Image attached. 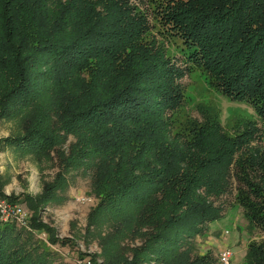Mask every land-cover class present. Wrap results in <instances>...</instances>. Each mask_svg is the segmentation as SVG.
<instances>
[{"label":"trees","instance_id":"trees-1","mask_svg":"<svg viewBox=\"0 0 264 264\" xmlns=\"http://www.w3.org/2000/svg\"><path fill=\"white\" fill-rule=\"evenodd\" d=\"M148 5L164 24L158 34L188 54L185 68L146 39L156 23L131 0H0V119L43 96L25 134L7 141L49 151L74 139L101 207L127 211L104 241V264H218L182 239L220 219L229 194L248 233H260L242 264H264V0ZM195 62L258 118L229 129L200 103L178 119L187 105L180 80ZM30 225L0 216V264H53L57 253L40 233L52 246L71 242L36 217Z\"/></svg>","mask_w":264,"mask_h":264},{"label":"rangeland","instance_id":"rangeland-1","mask_svg":"<svg viewBox=\"0 0 264 264\" xmlns=\"http://www.w3.org/2000/svg\"><path fill=\"white\" fill-rule=\"evenodd\" d=\"M131 1L140 9L148 8L150 22L156 23L145 36L146 39L165 44L172 61L185 68L184 62L191 61L188 54L186 56L185 51L172 39H168V43L165 36L158 34V29L164 28V24L153 16L149 0ZM213 80L215 79L199 63L189 65L180 80L187 105L177 111L178 119L192 112L200 103L216 108L221 122L229 129L238 123L243 126L250 119L258 118V112L251 103L222 94L214 86ZM32 98L19 100L12 114L0 119V192L7 196L1 199L8 202L15 200L23 205L27 216L22 227L31 228L30 222L36 217L51 227L57 237L70 239L69 245L52 246L46 233L39 234L57 253L53 264H88L90 255L97 256L98 262L104 264V241L123 226L127 211L120 205L101 207L100 198L92 192L91 167L87 166L86 161L78 163L73 155V138L70 137L68 142L49 151L39 149L33 143L16 144L7 141L9 137L25 134L27 119L33 118V111L37 108L35 105L43 100L41 94ZM195 113L197 111L192 112ZM260 141L261 139H257L255 143ZM229 195L220 219L206 225L201 234L184 236L182 241L189 242L194 250L197 248L202 253L212 251L218 264L221 249L230 248L233 251L230 264H242L246 245L250 239H258L260 233L254 232V236L248 233L242 210L234 204L232 194ZM31 197L37 201L34 207L30 201L27 202ZM124 242L125 245L133 243L129 240ZM81 255H86L85 259Z\"/></svg>","mask_w":264,"mask_h":264},{"label":"built area","instance_id":"built-area-1","mask_svg":"<svg viewBox=\"0 0 264 264\" xmlns=\"http://www.w3.org/2000/svg\"><path fill=\"white\" fill-rule=\"evenodd\" d=\"M0 216L2 220H15L20 225L25 224L26 211L20 203H12L0 198ZM233 251L230 248L223 249L219 254L220 264H230Z\"/></svg>","mask_w":264,"mask_h":264},{"label":"crops","instance_id":"crops-1","mask_svg":"<svg viewBox=\"0 0 264 264\" xmlns=\"http://www.w3.org/2000/svg\"><path fill=\"white\" fill-rule=\"evenodd\" d=\"M223 249H225V248H223ZM223 249H221V251H222Z\"/></svg>","mask_w":264,"mask_h":264}]
</instances>
